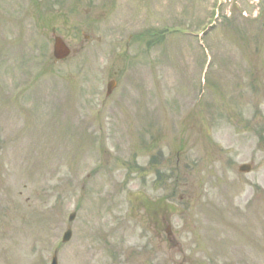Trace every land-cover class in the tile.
<instances>
[{
  "label": "rangeland",
  "instance_id": "rangeland-1",
  "mask_svg": "<svg viewBox=\"0 0 264 264\" xmlns=\"http://www.w3.org/2000/svg\"><path fill=\"white\" fill-rule=\"evenodd\" d=\"M261 137L264 0H0V264H264Z\"/></svg>",
  "mask_w": 264,
  "mask_h": 264
},
{
  "label": "water",
  "instance_id": "water-1",
  "mask_svg": "<svg viewBox=\"0 0 264 264\" xmlns=\"http://www.w3.org/2000/svg\"><path fill=\"white\" fill-rule=\"evenodd\" d=\"M69 54V49L68 47L65 45V43L60 39V38H56L55 39V43H54V55L57 59H63L65 57H67ZM115 83L112 82L109 84V91L111 92L112 89L114 88ZM240 170L242 171H249L250 170V166L249 165H243L240 167ZM71 233L68 232L66 239L70 238Z\"/></svg>",
  "mask_w": 264,
  "mask_h": 264
},
{
  "label": "flooded vegetation",
  "instance_id": "flooded-vegetation-1",
  "mask_svg": "<svg viewBox=\"0 0 264 264\" xmlns=\"http://www.w3.org/2000/svg\"><path fill=\"white\" fill-rule=\"evenodd\" d=\"M86 36V41H87V43H89L90 41H91V39H90V35H85ZM98 41L100 42V39H98Z\"/></svg>",
  "mask_w": 264,
  "mask_h": 264
}]
</instances>
